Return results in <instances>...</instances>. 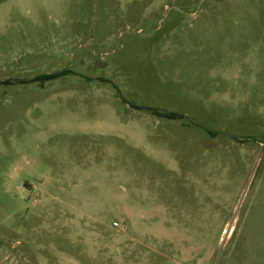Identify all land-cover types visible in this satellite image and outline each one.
Listing matches in <instances>:
<instances>
[{
	"label": "rangeland",
	"instance_id": "374dc122",
	"mask_svg": "<svg viewBox=\"0 0 264 264\" xmlns=\"http://www.w3.org/2000/svg\"><path fill=\"white\" fill-rule=\"evenodd\" d=\"M0 264H264V0H0Z\"/></svg>",
	"mask_w": 264,
	"mask_h": 264
},
{
	"label": "trees",
	"instance_id": "16d2710c",
	"mask_svg": "<svg viewBox=\"0 0 264 264\" xmlns=\"http://www.w3.org/2000/svg\"><path fill=\"white\" fill-rule=\"evenodd\" d=\"M59 75V73H53V74H47V75H43L41 76L40 78L41 79H52V78H55ZM39 78V79H40ZM37 80V79H36ZM165 117L167 118H175V117H178L179 115L176 114V113H166V114H163Z\"/></svg>",
	"mask_w": 264,
	"mask_h": 264
},
{
	"label": "built area",
	"instance_id": "2783aa9c",
	"mask_svg": "<svg viewBox=\"0 0 264 264\" xmlns=\"http://www.w3.org/2000/svg\"><path fill=\"white\" fill-rule=\"evenodd\" d=\"M114 225H117V223H114Z\"/></svg>",
	"mask_w": 264,
	"mask_h": 264
}]
</instances>
